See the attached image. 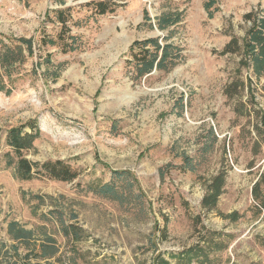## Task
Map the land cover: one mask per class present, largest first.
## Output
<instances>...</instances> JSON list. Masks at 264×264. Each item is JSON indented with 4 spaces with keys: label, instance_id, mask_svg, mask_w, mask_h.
I'll return each mask as SVG.
<instances>
[{
    "label": "rangeland",
    "instance_id": "1",
    "mask_svg": "<svg viewBox=\"0 0 264 264\" xmlns=\"http://www.w3.org/2000/svg\"><path fill=\"white\" fill-rule=\"evenodd\" d=\"M90 1L0 0V36L34 41L13 92H0V242L10 240L8 223L18 221L46 227L65 264H264V79L241 62L252 25L245 15H264V0H215L209 10V0H117L115 12L98 16L83 5ZM66 7L74 51L41 43L57 37L54 11ZM177 12L182 21L158 28L157 17ZM147 38L180 47L181 58L134 81L129 49ZM234 38L233 52L223 54ZM243 104L261 114L240 112ZM31 121L40 136L26 157L63 160L79 173L75 180L15 176L6 136L20 125L32 131ZM184 154L195 171L182 168ZM124 169L145 195L143 211L90 190ZM220 173L218 201L206 204ZM55 207L82 228L80 240L66 238L57 220L44 216Z\"/></svg>",
    "mask_w": 264,
    "mask_h": 264
},
{
    "label": "trees",
    "instance_id": "2",
    "mask_svg": "<svg viewBox=\"0 0 264 264\" xmlns=\"http://www.w3.org/2000/svg\"><path fill=\"white\" fill-rule=\"evenodd\" d=\"M64 2L65 0H61L62 4ZM215 3V0H209L205 4L206 9L209 10ZM83 5L92 7L94 15L97 16L115 12L120 7V3L117 0H92ZM71 10L72 7H66L65 9H56L54 11L56 20L61 26L60 31L56 38L43 36L41 39L42 44L56 45L63 43L65 50L70 51H74L79 47L76 45L77 38L70 34L71 27L69 22L73 20ZM209 16L212 17V13H209ZM182 18L183 13H163L156 18V24L159 29L165 30L182 21ZM245 18L252 25L244 38L241 62L251 70L252 75L256 79H264V15L259 16L255 11H251L245 15ZM144 19L146 24L151 20L147 9L144 11ZM81 23L82 20L80 19L74 21L75 25H80ZM68 39H71L72 42L69 43ZM237 43V39H232L224 47L222 53L233 52V47ZM33 46L34 41L32 38L21 37L6 41L0 36V92L4 91L6 94L13 92L15 80L18 79L20 68L27 58L24 52L27 51L28 56H32L34 53ZM129 50L132 59L128 61V64L131 66V78L134 81H140L155 69L168 71L181 58L180 47L172 43H162L159 38L137 40L133 42ZM46 59L51 62L50 55H47ZM34 72L36 71L34 70ZM248 83V92L250 97L254 99L255 93L251 78L248 79ZM262 90L264 91V85ZM242 107L243 111L241 109L240 112H245L249 115L252 110L258 115L262 111V108L256 109L254 106L252 110L248 109L245 104ZM262 112L263 118L264 110ZM28 124L32 125V131H25L26 125H20L10 128L6 136V143L10 148V151L5 155L7 165L14 167L15 176L21 180H30L41 175L67 182L75 180L79 173L63 160L33 162L26 157L25 152L34 148V142L40 136V129L37 127L36 121H31ZM261 124L264 126V119L261 120ZM211 134L214 135L212 129ZM254 143L259 144V141ZM183 160L182 168L184 170H196V165H194L189 155L184 154ZM169 166L166 165L160 169L162 178ZM224 183L225 174L220 173L209 186L211 189L204 199L206 204H216ZM255 185L256 187L260 185L259 181ZM90 190L99 197L117 202L120 205L135 206L142 211L145 209V195L138 187V180L131 170H114L110 182L95 186L91 185ZM38 198L42 197L38 196ZM44 216H47V219L53 217L57 220L60 225V231L66 238L75 241L81 239L82 228L72 223L67 224L65 213L58 207L50 210L49 214ZM7 234L9 241L12 242L7 240L0 242V264H65L66 258L61 253L56 237L46 227L40 226L36 229H28L18 221H10ZM22 248L25 249L24 253L21 251Z\"/></svg>",
    "mask_w": 264,
    "mask_h": 264
}]
</instances>
